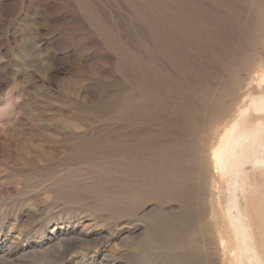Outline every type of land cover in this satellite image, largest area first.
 Returning <instances> with one entry per match:
<instances>
[{"label":"rangeland","instance_id":"374dc122","mask_svg":"<svg viewBox=\"0 0 264 264\" xmlns=\"http://www.w3.org/2000/svg\"><path fill=\"white\" fill-rule=\"evenodd\" d=\"M256 1L0 0V264H229L209 147L189 210L154 188L168 160L106 147L141 78L196 66L236 108L264 76Z\"/></svg>","mask_w":264,"mask_h":264},{"label":"bare ground","instance_id":"6f19581e","mask_svg":"<svg viewBox=\"0 0 264 264\" xmlns=\"http://www.w3.org/2000/svg\"><path fill=\"white\" fill-rule=\"evenodd\" d=\"M261 4L255 3L257 24L264 26ZM194 72L198 80L194 85L159 76L138 80L139 91L121 98L119 147L107 146L106 152L145 157L157 174L162 160H168L170 179L157 181L154 188H166L189 210L187 190L195 181L200 186L207 167L203 153L209 147L212 173L222 195L223 230L218 232L222 252L228 254L229 264H264V76L253 79L254 89L233 109L225 102L236 98L232 88L226 93L225 86H215V76L211 82L205 71L195 66ZM22 156L28 169L33 158L27 149ZM193 171L195 179L190 177Z\"/></svg>","mask_w":264,"mask_h":264}]
</instances>
